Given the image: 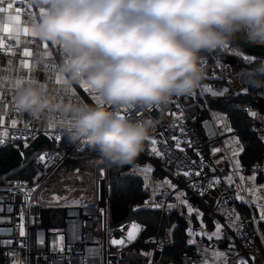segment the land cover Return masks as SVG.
Here are the masks:
<instances>
[{
	"label": "clouds",
	"instance_id": "9594fccd",
	"mask_svg": "<svg viewBox=\"0 0 264 264\" xmlns=\"http://www.w3.org/2000/svg\"><path fill=\"white\" fill-rule=\"evenodd\" d=\"M43 14L35 37L58 46L64 97L41 84L19 90L16 103L32 116L54 112L68 121V139L86 140L99 162L134 165L156 126L120 109L151 111L204 86L203 53L223 52L239 40L264 47V0H31ZM43 58V57H42ZM240 73L264 88V58ZM87 84L105 104L74 98Z\"/></svg>",
	"mask_w": 264,
	"mask_h": 264
},
{
	"label": "built area",
	"instance_id": "2783aa9c",
	"mask_svg": "<svg viewBox=\"0 0 264 264\" xmlns=\"http://www.w3.org/2000/svg\"><path fill=\"white\" fill-rule=\"evenodd\" d=\"M9 2H12L14 7L21 8L22 15L28 14L30 10L35 11L36 8L31 0V8L25 5L24 0H3L0 6L5 8ZM13 48L12 43L7 42L5 49L0 50V59L11 56ZM50 51L52 55L45 68L60 74L58 66L64 53L54 45H51ZM223 54L230 55L228 50L203 53L201 59L204 69L208 66L217 68L221 75L220 80L224 83L222 86L205 80L201 89L189 96L175 97L168 105L156 106L151 111L142 109H120L119 111L132 120L153 119L157 122L150 139L157 141L155 147L161 154L158 156L152 153L153 145L150 139L146 142L144 152L140 154L145 166L152 169L147 176L149 179L145 178L143 189L147 198L142 206L157 210L161 218H165L175 210L178 194L183 193L209 214L215 227L217 223L222 226L219 241L236 248L247 264H252L249 252L256 254L260 264H264V251L260 249L244 214L239 210V206L245 203L236 198L235 187L226 182L229 174L237 177L264 175V164L252 167L240 166L239 170H234L231 169L225 155L222 158L221 153L214 155L212 152V146L221 140V133L205 97L206 94L222 95L229 90L226 86L228 79L225 67L220 60ZM206 86L212 91H204ZM74 90L83 102L92 105L106 103L96 102L93 97L99 94L91 89L85 91L82 85L75 86ZM213 92L222 94L211 95ZM233 96L236 97V94ZM257 99L264 100V88L257 89ZM236 106L245 115L257 112V107L243 104H236ZM66 127V125L54 127L52 140L55 146L61 139H68ZM250 130L264 143V119L252 121ZM4 131H7L9 136L4 138L5 142L0 144V148L24 147L25 142L28 145L31 144L38 135L30 121L20 127H4L0 123V134ZM57 135L60 136L59 140L55 139ZM174 136L180 140V147L184 151L176 147V140L172 139ZM12 137L19 138L13 141ZM88 145L86 140L75 143L70 141L68 149L63 152V157L43 150L34 157L32 162L37 179H13L6 186L0 187V209H2L0 210V241H11L10 245L0 246V252L4 256L9 258L10 255L15 254L23 264H120L129 256L134 258V264H160L165 247L171 243V230L168 228L163 231L158 230L155 234L145 237L141 243L145 249L130 248L129 246L143 231V227L136 220L112 225L108 207L109 177L106 167L101 168L96 186L78 197L79 199L39 208H35L32 204L35 191L30 192L29 195V190L36 189L40 181L48 179L67 155L72 152L80 153ZM41 155L45 156L44 161L39 159ZM197 171L200 172L199 176L195 175ZM184 172H191L192 175L185 176ZM216 178H219L221 183L209 188V182ZM166 180L170 181L174 187L165 184ZM202 191L203 195H201ZM225 213H230L231 219ZM237 215L239 221L235 220ZM233 222L236 223V227L231 226ZM21 224H23L24 236H21L19 232ZM133 225L139 226L140 231L135 240L128 242L127 234L132 230ZM61 237H63L62 251L60 250ZM113 239H123L126 243L124 246L113 245L111 243ZM41 240L43 243H40ZM189 241L190 239L188 243ZM189 244L192 252L182 255L181 264H201L202 256L191 243ZM13 260L14 257H11V262L8 261V264H13Z\"/></svg>",
	"mask_w": 264,
	"mask_h": 264
},
{
	"label": "trees",
	"instance_id": "16d2710c",
	"mask_svg": "<svg viewBox=\"0 0 264 264\" xmlns=\"http://www.w3.org/2000/svg\"><path fill=\"white\" fill-rule=\"evenodd\" d=\"M240 65L244 66V64L240 61ZM249 66V67H248ZM247 67V68H246ZM251 67V64L245 65V69ZM248 84L242 80L241 89L245 90V93L239 94L236 97H233L231 93H227L223 96L219 97H211L207 96L208 106L211 110L216 114H220L226 120L227 126L231 129L232 134L236 137L238 142L241 144L242 151L238 155V160L240 162V166L244 167H252L257 165L264 164V143L258 139L255 134H253L250 130L252 119L247 115L243 114L236 104H243L247 106L256 107V93L257 88L250 87ZM239 88V89H240ZM245 119V120H244ZM250 119V120H249ZM69 140L67 138H63L59 141V145L55 146L54 142L48 148L53 149L55 151L65 152L68 149ZM55 146V147H54ZM54 147V148H53ZM21 149V147H19ZM88 148V150H87ZM90 146L88 145L84 150L80 153H70L67 155L62 162L67 165L66 173L73 175L77 174V170H82V162L84 159H91V158H99L97 152L95 153V157L93 156V150H90ZM14 150L13 146H6L4 148H0V166L3 162L8 160L11 156L12 151ZM40 150L37 151L40 152ZM87 150V152H86ZM36 152L33 153L35 156ZM91 153H93L91 155ZM90 154V155H89ZM97 154V155H96ZM32 154L28 155L24 158L23 164L20 165L18 168L10 171L7 173V176L2 175L0 176V187L6 186L9 181L16 179L18 175H21L24 172V177L27 175L30 179H37L36 171L32 167V158H29ZM85 155L83 159H72L70 156H81ZM89 155V156H88ZM34 156V157H35ZM33 157V159H34ZM91 157V158H90ZM28 159V160H25ZM31 160V161H29ZM81 160V165H79ZM26 162V163H25ZM29 162V163H28ZM31 162V163H30ZM99 162V161H98ZM101 164V163H100ZM103 164V163H102ZM144 164V160L140 158V156L135 161L134 165L125 166L124 168L120 169H113L104 165L96 164L91 173L93 172L92 182H86L84 188L86 187V193L90 191V188H94L95 184L99 177V172L102 168L108 170V177H109V198H108V207L111 210H127L126 215L123 216L118 221L112 222V225H118L123 222H127L130 220H136L142 227L143 231L140 233L138 239L131 244L129 247H137L139 249H145L141 245L143 239L151 234H155L158 230L163 231L164 229L171 230V243L170 245L166 246L163 254L161 256L160 264H181L182 263V255L183 254H190L192 252V247L189 246L187 243V239L189 238V230L193 229L196 226V220L192 214H189L188 208L181 206V208L174 210L169 216L165 218H161L159 212L157 210H150L143 207V203L145 202L147 195L144 192V181L140 175H136L132 173V169L136 165ZM79 165V166H78ZM97 166V167H96ZM81 167V169L79 168ZM78 168V169H77ZM96 170H95V169ZM61 170L60 164L54 171L51 173V177L48 179H57L59 178V172ZM26 172V174H25ZM35 172V173H34ZM97 173V174H96ZM67 175V174H63ZM98 175V177H97ZM6 177L3 178V177ZM16 176V177H15ZM27 176L25 179H28ZM15 177V178H14ZM23 177V178H24ZM19 178V177H18ZM22 178V179H23ZM95 178V179H94ZM10 179V180H8ZM21 179V178H20ZM47 179V180H48ZM5 181V183H4ZM96 181V182H95ZM67 183L73 184L71 187L78 186L77 182H68L67 179L59 185H53L52 193L56 194V192L63 193L64 188L67 187ZM95 183V184H94ZM55 186V187H54ZM92 186V187H91ZM58 187V189H56ZM70 187V188H71ZM55 192V193H54ZM190 202V203H189ZM189 205H193L194 202L189 199ZM239 210L245 217L249 214V209L244 206H239ZM112 221V220H111ZM203 222L205 223V227H211V217L209 214L204 211ZM249 224V223H248ZM249 229L251 225L249 224ZM224 244V243H221ZM0 264H8V258L0 253ZM255 259L258 264L259 257L255 256ZM135 260L132 256L127 257L124 262L120 264H134ZM253 262V261H252ZM254 264V263H253Z\"/></svg>",
	"mask_w": 264,
	"mask_h": 264
},
{
	"label": "crops",
	"instance_id": "0c3cea01",
	"mask_svg": "<svg viewBox=\"0 0 264 264\" xmlns=\"http://www.w3.org/2000/svg\"><path fill=\"white\" fill-rule=\"evenodd\" d=\"M25 5H27L29 8L30 6V0H24ZM1 7V6H0ZM15 8L13 6V9L7 10L4 13H0V35L3 34V25L9 24L11 28H13V33H10L9 35H12L13 38L9 39L7 36H5L4 42L5 44L7 42L12 43L14 46L11 56L6 58L0 59V105L3 106L2 111H0V123L4 127H12V121H17L15 127H20L24 123L30 121L33 128L40 133H43L47 136L51 135V132L55 126L58 125H68V121H66L63 117H61L59 114L54 112H47L44 114L32 116L28 113L23 112L20 108H17L16 103V96L17 93L21 88L24 86L30 85V84H41L47 87L51 92L56 94L57 96L64 97L65 92L62 85H57L55 83V77L57 73L48 71L45 68V65L47 61L50 59L51 56L47 55V53H51L50 47L51 43H48V48H44V41L39 40L37 37L32 36L31 34L25 36L23 34V28L28 27L31 31L33 30L34 25L38 22V19L41 15V12L38 8H35V11L30 10L28 14L22 15L21 13L17 14L15 12ZM7 9V7H5ZM20 15V22L17 24V22L11 20L10 18L12 16ZM19 28V42L17 43V39L15 38V29ZM32 40L33 42H31ZM36 46V48L34 47ZM25 48H28L32 52L31 57H24L23 51ZM14 53V54H13ZM43 57V58H42ZM27 60L30 65L31 69L23 68L21 66L22 61ZM32 78L34 82L30 83L29 78ZM17 80H21V85L17 88L15 87V82ZM59 90V91H57ZM74 98L77 101H82L80 98L77 97L76 92L74 94ZM93 99L98 103H105V101L99 96L95 95ZM83 102V101H82ZM14 111V112H13ZM262 117H256V119H261ZM264 119V117H263ZM63 121V123H61ZM219 124L222 128V123L219 119ZM224 127L227 128L226 120L224 119ZM54 125V126H53ZM227 131L223 130L221 132V136L224 140L228 134H226ZM235 138V141H238L235 136H232ZM226 150L225 155L228 157L231 165L234 168V161L238 159V156L233 157L232 152L234 150H239L241 148V144H225ZM241 151H239L240 153ZM239 155V154H238ZM145 169V167L141 168V171ZM233 176L234 183L231 184L236 189V196H237V185L243 184L245 188L251 187V182L248 180L249 177L252 176H246L245 181L240 180V176H235L234 174H229ZM144 176H148V173L144 172ZM255 184L259 186H264V175L258 174L255 176ZM264 195V191L261 193ZM241 196L248 199V201H252V197L248 194L247 191H242L240 193ZM179 199H176L175 202V210L181 208V206L188 208L191 206L193 209V212L191 213L195 220H196V226L191 229L193 233H200V232H206V233H212L215 231V226L211 222V227H205V223L203 222V216L204 211L199 208V206L193 204L189 205L187 200L184 198V195L181 193L179 196ZM181 200L186 201V203H181ZM243 201V200H242ZM244 202V201H243ZM246 208L249 209V214L246 217L247 222L251 225L250 230L252 233L256 236V240L260 246V248L264 251V220L260 219V209L256 206L255 203H246ZM261 203H264V200L261 201ZM188 210V209H187ZM202 214V215H199ZM250 227V226H249ZM190 239H193V237H190ZM196 243H191L193 248L197 250V252L202 256V250L209 248L213 250H218L220 252L227 253V264H240L241 260H244L241 256H239L238 252L234 247H232L229 244H221L219 240L213 238L212 240H208L207 236H195L194 237ZM199 246V247H198ZM11 257H14L13 255H10L8 258V261L11 262ZM204 259V257L202 256ZM14 261V260H13ZM12 261V263H13ZM202 264V263H201Z\"/></svg>",
	"mask_w": 264,
	"mask_h": 264
},
{
	"label": "snow or ice",
	"instance_id": "6c2138e0",
	"mask_svg": "<svg viewBox=\"0 0 264 264\" xmlns=\"http://www.w3.org/2000/svg\"><path fill=\"white\" fill-rule=\"evenodd\" d=\"M2 3H3V0H0V4H2ZM11 9H13V3L12 2H9L7 4V9H5L4 7H0V13H4L7 10H11ZM21 11H22L21 8H19V7L15 8V12L17 14L21 13ZM41 14H43V10H41ZM10 19L13 20V21H15V22H17V24L21 20L20 15L12 16ZM13 31H14L13 28H11L9 26V24H4L3 25V34L0 35V50H4L5 49V42H4L5 36H7L9 39H12L13 38L12 35H9L10 33H13ZM19 32H20L19 28H16L15 29V38L17 39V43L19 42ZM23 34L25 36H27L29 34H31L32 36H35L34 31L32 30L31 33H30V30H29L28 27H24L23 28ZM43 46H44L45 49H47L48 48V43L47 42H44V45ZM9 51H11V50H9ZM47 55L51 56L52 54L51 53H47ZM23 56L24 57H31L32 56V52L28 48H25L24 51H23ZM244 59L245 60H250V58L247 57V56H245ZM21 66L23 68L31 69V65H30V63L27 60L22 61ZM29 82L30 83L34 82L31 77L29 78ZM21 83H22L21 80H17L15 82V87L18 88L21 85ZM55 83L57 85H62L63 84V79H62V77L60 75H57L55 77ZM82 87L85 89V91H87L88 89H90L87 84H82ZM57 91H59V90H57ZM204 91L207 92V91H212V90L206 86L204 88ZM73 94H75V90H73ZM212 94L213 95H217V94H222V93L213 92ZM2 108H3V106L0 105V111H2ZM17 108H19V105H17ZM173 115L175 116V113H173ZM250 115L253 116V117H255L257 115V113L256 112H251ZM16 123H17V121L13 120L12 121V127H15L16 126ZM61 123H63V121H61ZM181 131H182V129H181ZM226 131H231V129L230 128H226ZM8 136H9V133L7 131H4L2 134H0V144H3L5 142V139L4 138H6ZM18 138L19 137H12L11 139L14 141L15 139H18ZM49 138L51 139L53 137L50 136ZM26 139L27 138H25V140ZM55 139L59 140L60 139V136L59 135L55 136ZM172 139L173 140H176V147L180 151H184V149L180 147V140L177 137H175V136L172 137ZM150 143H151V145H153V147L151 148L152 153H154L155 155H158L159 156L161 153L155 147L157 141L155 139H150ZM228 143L229 144H238L239 142L238 141H229ZM24 147L25 148L28 147V144L26 142L24 144ZM242 150H243L242 147L239 150H234L232 152V156L233 157L238 156L239 151H242ZM219 151H220V149H214L213 150V154H215L216 152H219ZM21 155H23V153H21ZM39 159L41 161H44L45 160V156L44 155H41L39 157ZM217 163H219V161H217ZM239 168H240V162H239L238 159H236L234 161V170H239ZM142 171L145 172V173H150L152 171V169H151V167H147V168L143 169ZM183 174L185 176L192 175L191 172H184ZM195 175L199 176L200 175V172L199 171L195 172ZM145 178H146V180L149 179L147 176ZM240 180L242 182L245 181V177L243 175H241L240 176ZM248 180L251 182V187L245 188L243 186V184H238L236 186L237 187V196H236V198L237 199H240V200H243L246 203H255L256 206L260 209V213H261L260 219L261 220H264V203H261V201L264 200V195L261 194L262 191H264V186H259L258 187L255 184V180H256L255 175H253L252 177H249ZM226 182L229 185L233 184L234 183L233 176L232 175H228L226 177ZM164 183L167 184L169 187H174V185H172L170 181H167L166 180V181H164ZM219 183H221L220 179L219 178H216L215 180L209 182L208 187L209 188H212L216 184H219ZM145 186L147 187L148 184L146 183ZM34 191H35V189L29 190V195H30V192H34ZM242 191H247L248 194L253 198L252 201L245 200V197H243V196L240 195V193ZM203 194L204 193L202 191L201 192V195H203ZM177 198L179 199V197H177ZM55 199H59V197H55ZM181 203H186V201L181 200ZM157 207H159V205H157ZM170 207H171V205H170ZM0 210H2V209H0ZM9 211H11V209H9ZM188 212H189V214H191L193 212V209L191 208V206L188 207ZM225 214L226 215H229V219H231V214L230 213H225ZM199 215H202V214H199ZM21 219H23V217H21ZM235 220L236 221H239V216L238 215L236 216ZM231 226L232 227H236V223L233 222ZM139 231H140L139 226L133 225L132 226V230L129 231L128 234H127V241L128 242H131V241L135 240L136 235L138 234ZM19 232H20V235L21 236H24L25 235L24 228H23V224L19 225ZM197 235H199V236H207V239L208 240H212L213 238L219 240V239H221V235H222V226L219 223H217L216 224V227H215V231L212 232V233H210V234L209 233H206V232L193 233L191 230H189V236L190 237H193V239H190L189 243H193V244L196 243L194 237L197 236ZM60 239H61L60 250L62 251L63 250V244H62L63 237H61ZM40 243H43V241L41 240ZM111 243L113 245L124 246L125 243H126V241L123 240V239H120V240L113 239L111 241ZM5 244H9L10 245L11 244V241H7V242L0 241V246H4ZM201 254L204 257V259L202 261V264H227V255L228 254L225 253V252H220L218 250H213V249L206 248V249H203L202 250V253ZM12 255L14 256L13 264H23V262L21 260H19V258H17L15 256V254H12ZM145 255H150V254H145ZM240 264H247V262L244 261V260H241L240 261Z\"/></svg>",
	"mask_w": 264,
	"mask_h": 264
},
{
	"label": "rangeland",
	"instance_id": "374dc122",
	"mask_svg": "<svg viewBox=\"0 0 264 264\" xmlns=\"http://www.w3.org/2000/svg\"><path fill=\"white\" fill-rule=\"evenodd\" d=\"M228 51H231V55L234 56V59L236 58L237 62H235V63H237V64L236 65L235 64L232 65V66H235V67H233L235 69V72H234V69L233 68H232L233 70L231 69V67H232V66H230L231 64L224 63V67H225V71H226V75H227V79H228V81H227L228 84H226V86L228 87V85H230V88L228 87V89L229 90L232 89L233 93H237L239 88H240V86H242L241 81L243 80V79L240 78V73L242 71L246 70L243 66L240 65V61L242 60L241 62L243 64L246 63L244 65H247V64H250L251 59L254 58V57H251V56H249V55H247L245 53H242V51L237 49L235 46L230 47V49H228ZM245 56L249 57L250 60H245L244 59ZM205 73H206V79L205 80H210L211 82H214V83H216V84H218L220 86H222L224 84L223 82L220 81L221 75H220V72L217 70V68L215 66H208L205 69ZM231 85H232V88H231ZM211 95H213V94H211ZM205 99L207 100V97H205ZM257 116L263 118L264 114L258 113L255 117H257ZM219 119H220V121L222 123V128H220V131L221 132L223 130L226 131V128L224 127V124H225L224 123V117L222 115L221 116L217 115L215 117V121L218 122ZM226 134H228V136H226L224 140H222L218 144H215V145L212 146V152H213L214 149H220V151L216 152L215 154L221 153L222 154V158H224V155H225L226 150H227L225 148V144L229 145V143H228L229 141H235V138L232 137L233 135H232L231 131H227ZM43 150H48L49 152L53 153L54 155L55 154H59L61 157L64 156V153H62L60 151H55V150L50 149V148H44ZM32 156L34 157V154ZM70 158H72V159H83L85 157L84 156H70ZM98 159L99 158L85 160L83 162V164H82V168L83 167H85V168H83L82 171L77 170V172H74V173H77V174L73 175V177H71V174L66 173L67 165L65 163L61 162L60 163L61 170L59 172V178L54 179V180L53 179H50V180L48 179L49 183H48L47 179L45 181H42V182L40 181L39 186L35 189V192H34V195H33V198H32V204L34 205V207L35 208H39V207H42V206L44 207V206H48V205H56V204H64V203H68V202H73V201L79 199L78 197L86 194V192H85L86 190L84 188V185H85L86 182L90 181V178H92L93 173H91V171H92L93 167L98 163V161H99ZM86 170H87V172H86ZM79 173H81V175L84 173L82 175L83 177ZM63 174H67V175H63ZM99 175H100V172H99ZM80 176H81V178H80L81 181L79 179ZM66 179H67L68 182H75V183L77 182L78 191L74 187H71L73 184L67 183V185H66L67 187L64 188L63 194L62 193L59 194V192H57L56 194H53L52 193V189H53L52 186L53 185L62 184ZM42 184H44V185H42ZM96 184H97V182H96ZM45 185H46V187H45ZM46 188H47V190H46ZM75 192H77V193L75 194ZM41 194H43V195H41ZM180 194H178V196ZM55 197H59V199H55ZM245 200H248V199L245 198ZM110 218H111V212H110ZM236 251H237V249H236ZM249 255H250L253 263L254 264H258L256 259H255V257H254V254L252 252H249Z\"/></svg>",
	"mask_w": 264,
	"mask_h": 264
},
{
	"label": "water",
	"instance_id": "95a60500",
	"mask_svg": "<svg viewBox=\"0 0 264 264\" xmlns=\"http://www.w3.org/2000/svg\"><path fill=\"white\" fill-rule=\"evenodd\" d=\"M237 49L242 51L243 53L252 56L254 58H264V47L261 46H252L245 43L243 40H239L235 45ZM221 61L223 63L234 64L236 60L233 57L223 56L221 57ZM256 107L259 113L264 114V100H258L256 102ZM50 136H47L43 133L38 134V136L32 141L31 144L28 145L27 148H23L22 150L18 148H14L11 153V156L8 160L3 162L0 166V176L9 173L10 171L18 168L24 161V158L28 155L36 152L40 147L51 145ZM23 153V155H21ZM127 210H111V219L112 222L118 221L126 215Z\"/></svg>",
	"mask_w": 264,
	"mask_h": 264
},
{
	"label": "bare ground",
	"instance_id": "6f19581e",
	"mask_svg": "<svg viewBox=\"0 0 264 264\" xmlns=\"http://www.w3.org/2000/svg\"><path fill=\"white\" fill-rule=\"evenodd\" d=\"M232 47H233V46H232ZM242 53H243V52H242ZM233 57H234V56H233ZM251 57H252V56H251ZM235 60H236V58H235ZM241 61H242V60H241ZM236 62H237V61H236ZM234 64L236 65L237 63H234ZM234 64H231L230 66H232V65H234ZM244 64H246V63H244ZM247 65H248V64H247ZM233 67H235V66H232L231 69H232ZM243 67H245V65H244ZM248 67H249V66H248ZM246 68H247V67H246ZM233 69H234V68H233ZM233 69H232V70H233ZM234 72H235V69H234ZM220 81H221V80H220ZM237 83H238V82H237ZM241 83H242V81H241ZM222 84H223V83H222ZM227 84H228V83H227ZM234 85H235V84H234ZM239 85H240V84H239ZM247 86H248V85H247ZM228 87L230 88V85H228ZM238 87H239V86H238ZM240 87H241V86H240ZM242 87H244V86H242ZM231 88H232V85H231ZM235 89H236V88H235ZM240 89H241V88H240ZM223 97H225V96H223ZM13 112H14V111H13ZM246 117H248V116H246ZM244 120H245V119H244ZM249 120H250V119H249ZM58 145H59V144H58ZM68 146H69V145H68ZM54 147H55V146H54ZM54 147H53V148H54ZM57 147H58V146H57ZM3 148H4V147H3ZM13 148H14V147H13ZM87 150H88V148H87ZM87 150H86V152H87ZM90 150H91V148H90ZM83 151H85V150H83ZM92 152H94V151H92ZM36 153H37V152H36ZM95 153H96V152H94V154L91 153V155L93 154V156H94ZM32 155H33V153H32ZM32 155H31V156H32ZM89 155H90V154H89ZM89 155H88V156H89ZM96 155H97V154H96ZM31 156H30V157H31ZM34 156H35V155H34ZM81 156H83V155H81ZM30 157H29V158H30ZM84 157H85V155H84ZM94 157H95V156H94ZM25 158H26V157H25ZM31 158H32V160H33V156H32ZM90 158H91V157H90ZM91 159H93V158H91ZM25 160H28V159H25ZM85 160H88V159H84V161H85ZM89 160H90V159H89ZM98 160H99V159H98ZM29 161H31V160H29ZM84 161H83V162H84ZM23 162H24V161H23ZM83 162H82V163H83ZM25 163H26V162H25ZM28 163H29V162H28ZM30 163H31V162H30ZM79 163H80L79 165H81V160H80ZM98 163H99V165H104V164H102V163L100 164V162H98ZM98 163H97V165H98ZM85 164H86V163H85ZM85 164H84V165H85ZM22 165H25V164L22 163ZM79 165H78V166H79ZM96 167H97V166H96ZM102 167H103V166H101V168H102ZM79 168L81 169V167H79ZM83 168H85V167H83ZM83 168H82V170H83ZM77 169H78V168H77ZM94 169H95V168H94ZM109 169H110V168H109ZM82 170H81V171H82ZM84 170H85V169H84ZM95 170H96V169H95ZM90 171H91V170H90ZM107 171H108V170H107ZM86 172H87V170H86ZM10 173H11V172H10ZM34 173H35V172H34ZM92 173H93V172H92ZM22 174L24 175V172H23ZM25 174H26V172H25ZM79 174L81 175V173H79ZM79 174H78V175H79ZM83 174H84V173H83ZM83 174H82V175H83ZM96 174H97V173H96ZM4 175H5V174H4ZM23 175H22V177H20L21 175H18L16 179H20V178L22 179V178L24 177ZM82 175H81V176H82ZM93 175H94V174H93ZM93 175H92V176H93ZM5 176H7V174H6ZM5 176H4L3 178L6 179ZM26 176H27V175H25V177H26ZM81 176L79 177V179L81 178ZM1 177H2V176H1ZM15 177H16V176H15ZM15 177H14V178H15ZM18 177H19V178H18ZM25 177H24L23 179H25ZM50 177H51V176H50ZM50 177H49V178H50ZM82 177H83V176H82ZM97 177H98V175H97ZM27 178H28V180L30 179L28 176H27ZM88 178H89V177H88ZM91 179H92V178H90V181H89V182H92ZM94 179H95V178H94ZM8 180H10V179H8ZM49 180H50V179H49ZM49 180H48V183H49ZM0 181H1V179H0ZM80 181H81V179H80ZM89 182H88V183H89ZM95 182H96V181H95ZM4 183H5V181H4ZM45 183H46V182H45ZM50 183H51V182H50ZM94 184H95V183H94ZM42 185H44V184H42ZM48 185H49V184H48ZM79 185H80V184H79ZM81 185H82V184H81ZM95 186H96V184H95ZM108 186H109V185H108ZM45 187H46V185H45ZM45 187H44V188H45ZM47 187H48V186H47ZM54 187H55V186H54ZM91 187H92V186H91ZM42 188H43V187H42ZM76 188H77V187H76ZM39 189H40V188H39ZM56 189H58V187H57ZM85 189H86V187H85ZM89 189H92V188L89 187ZM46 190H47V188H46ZM77 191H78V190H77ZM50 192H51V191H50ZM63 192H64V191H63ZM88 192H89V191H88ZM41 193H42V192H41ZM54 193H55V192H54ZM56 193H57V192H56ZM76 193H77V192H75V194H76ZM78 193H79V192H78ZM62 194H63V193H62ZM79 194H80V193H79ZM41 195H43V194H41ZM61 197H62V196H61ZM0 253H1V252H0ZM0 259H1V258H0ZM0 263H1V262H0ZM7 263H8V262H7Z\"/></svg>",
	"mask_w": 264,
	"mask_h": 264
}]
</instances>
